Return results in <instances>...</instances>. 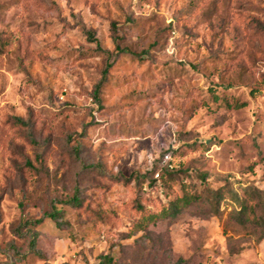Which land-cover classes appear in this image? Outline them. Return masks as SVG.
<instances>
[{"label":"rangeland","instance_id":"obj_1","mask_svg":"<svg viewBox=\"0 0 264 264\" xmlns=\"http://www.w3.org/2000/svg\"><path fill=\"white\" fill-rule=\"evenodd\" d=\"M224 185L264 192V0H0V264H264Z\"/></svg>","mask_w":264,"mask_h":264},{"label":"trees","instance_id":"obj_2","mask_svg":"<svg viewBox=\"0 0 264 264\" xmlns=\"http://www.w3.org/2000/svg\"><path fill=\"white\" fill-rule=\"evenodd\" d=\"M97 92V90H96ZM243 105L239 106L242 107ZM236 107V106H235ZM16 122H19L22 124L21 119H16ZM175 153V152H174ZM173 153V154H174ZM168 170H164L162 173H167ZM151 174V178H148V186H153L155 184V181L152 180V177L155 174V171ZM159 176V174H158ZM139 178V176L137 177ZM146 177H141V180ZM145 183V181L143 182ZM225 192L227 195V199L229 200L230 207H231V217L234 221V223L241 229H258L257 232V238L256 241L260 242L264 240V214L257 215V212L264 211V192L259 191L258 189L254 187H244L242 188V194H239L237 190H234L233 188H230L229 186H222L220 190H217L214 194V198L222 199L221 192ZM256 199L258 202H256ZM199 198L197 196L188 195L184 193L181 197L175 198L174 200H171L167 208L163 209L161 213H163L164 217L170 216L172 218H175L181 211L183 207H186L192 203V201H198ZM247 201H255L253 205H248ZM65 203H58L55 206V211L53 214H50L46 217L50 219H58L59 213L62 211V208ZM67 204L74 208L80 207V202L77 199V197H74L67 201ZM140 207V206H138ZM58 208V209H57ZM142 218L141 222L138 223V225H141V223H147L150 219L154 220L156 219V214H153L154 212L146 211L144 208H140ZM252 215V218H249V216ZM42 222V219L36 220L33 223L40 224ZM30 249L34 253H38L35 246V238L32 234H30ZM98 264H114V261L109 256H103L100 258V261Z\"/></svg>","mask_w":264,"mask_h":264},{"label":"built area","instance_id":"obj_3","mask_svg":"<svg viewBox=\"0 0 264 264\" xmlns=\"http://www.w3.org/2000/svg\"><path fill=\"white\" fill-rule=\"evenodd\" d=\"M165 158H167V157H165Z\"/></svg>","mask_w":264,"mask_h":264}]
</instances>
